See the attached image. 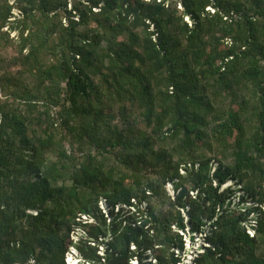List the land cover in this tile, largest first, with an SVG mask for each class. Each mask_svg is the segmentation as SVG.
Masks as SVG:
<instances>
[{
  "label": "trees",
  "instance_id": "obj_1",
  "mask_svg": "<svg viewBox=\"0 0 264 264\" xmlns=\"http://www.w3.org/2000/svg\"><path fill=\"white\" fill-rule=\"evenodd\" d=\"M5 27L0 264H181L188 235L264 264V0H0Z\"/></svg>",
  "mask_w": 264,
  "mask_h": 264
},
{
  "label": "rangeland",
  "instance_id": "obj_2",
  "mask_svg": "<svg viewBox=\"0 0 264 264\" xmlns=\"http://www.w3.org/2000/svg\"><path fill=\"white\" fill-rule=\"evenodd\" d=\"M17 13H19L16 10ZM185 20L189 21V18L186 17ZM3 31H5L6 33L9 32V34H4V35H0V56L3 57V59L5 60L4 63V69L8 72H10V74L13 75H17L19 74V71L23 70L24 67L22 65L21 60L18 59V37H19V32L16 30H7V28L5 27L3 29ZM27 50L24 51V54H26ZM23 75V73H22ZM97 79V78H96ZM4 95V94H3ZM1 95L0 93V97L5 98V96ZM140 128L144 129L146 128V126L144 124L140 123ZM67 148H68V144H67ZM236 187L234 186V183L232 181L227 182L225 185H223V188L225 187ZM174 186L171 183H168L166 186V190L168 191L169 194L174 195ZM239 195V194H238ZM238 197L235 198V200L233 201V205H238ZM242 204V203H241ZM239 207H242L243 209L245 207H252V203L249 202H245L243 205H241ZM100 207L104 208L103 212H107L108 208L105 205V202H101L100 203ZM117 210V209H116ZM107 215V214H106ZM255 213L250 214V217L254 218L255 217ZM84 218L86 216H83ZM76 232L78 233H83L82 230H76L72 232L73 238L75 240H77L80 236L78 234H76ZM253 233V230H251V234ZM185 237V236H184ZM187 243H186V251L183 254V260L181 264H194V258L196 257V255L201 252L203 250V239L201 237V235H198L196 237H194V239H190L189 235L186 237ZM105 248V247H104ZM70 253H68L66 261L71 264L73 262H77V264H84L82 263L81 260H79V256H76V252L75 249L71 248V250L69 251ZM104 253V249L102 247V245L100 246V254ZM149 261L151 260V258L148 259ZM154 261V260H153ZM133 262L137 263L136 260H134ZM87 264V263H86ZM92 264H99V263H92Z\"/></svg>",
  "mask_w": 264,
  "mask_h": 264
}]
</instances>
